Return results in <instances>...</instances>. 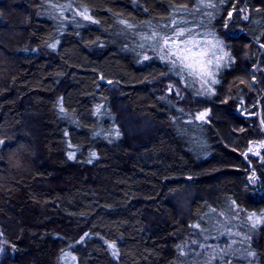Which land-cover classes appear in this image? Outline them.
Listing matches in <instances>:
<instances>
[{
  "label": "trees",
  "instance_id": "1",
  "mask_svg": "<svg viewBox=\"0 0 264 264\" xmlns=\"http://www.w3.org/2000/svg\"><path fill=\"white\" fill-rule=\"evenodd\" d=\"M176 26L228 53L191 111ZM262 120L264 0H0V264H264Z\"/></svg>",
  "mask_w": 264,
  "mask_h": 264
},
{
  "label": "snow or ice",
  "instance_id": "2",
  "mask_svg": "<svg viewBox=\"0 0 264 264\" xmlns=\"http://www.w3.org/2000/svg\"><path fill=\"white\" fill-rule=\"evenodd\" d=\"M201 2H203V0H201ZM206 6L214 7V5L211 3L207 4ZM52 7L71 8V4L64 6L52 5ZM181 7L186 9L187 5H182ZM77 14L82 16L85 20H92V17L88 14V9L86 7H84L83 11H80ZM229 17H231V13H229ZM245 19H247V17H245ZM93 22L95 23L97 21ZM121 23L126 24L127 22L121 21ZM173 24L175 25L176 21H173ZM127 26L129 28L132 27L131 24H128ZM145 39L153 41L152 47L154 50L158 51L160 54V59L170 64V70L173 71L175 75L179 76L181 81L195 78L201 81L204 85L216 84L219 82L216 79V72L213 71V66L216 69H219L221 67V61H223L224 57L228 55V53L223 51V45L221 41L216 40L215 43H212L211 41H205L204 44H202L196 39V35L193 33L192 29L179 26L174 27L173 33L171 35L167 33L161 34L160 32L153 31L151 35L145 37ZM56 43H58V41ZM56 43H53L49 46L55 49ZM141 46L143 47V45ZM217 48L222 53V55L217 56L216 51H214V49ZM144 59L147 60L150 59V57L145 56ZM185 73H187V76H185ZM241 83H243V81H241ZM185 86H188L187 83ZM172 88L173 85H169L170 91ZM177 94L179 95V93ZM61 111H64L62 105ZM97 111H99V108ZM206 115L207 112L201 113L199 118L203 119ZM261 123L264 124V120H262ZM117 135H119L118 132ZM260 146L264 147V141L260 143ZM69 147H72V145L70 144ZM249 152L253 153L254 155H259V152H255L252 148H249ZM91 155L93 157L96 156L94 152ZM244 155L247 156V153ZM74 158L75 153H69V159ZM88 162L91 163V160ZM255 178V172H253L250 180L254 182ZM255 215V213L249 214L248 219L252 220ZM195 227L199 226L196 225ZM253 227H255V222L253 223ZM87 235L88 234L86 233L85 236ZM109 247L113 249V255H117L115 244H109ZM221 252H224V250L221 249ZM252 255H254V253H252ZM70 256V253H65L63 259L67 260ZM71 259L75 260V257L71 256Z\"/></svg>",
  "mask_w": 264,
  "mask_h": 264
},
{
  "label": "rangeland",
  "instance_id": "3",
  "mask_svg": "<svg viewBox=\"0 0 264 264\" xmlns=\"http://www.w3.org/2000/svg\"><path fill=\"white\" fill-rule=\"evenodd\" d=\"M213 69H214V66H213ZM185 76H187V73H185ZM186 83H187L188 86H185ZM169 85H173V88L171 89V91L169 90ZM190 87L194 88L196 91H198L199 93H203V94L208 92V90H209V84L208 85H204V84H202L201 81H199V80H197L195 78L187 79L186 81H181V78H180L178 81H174V82L172 81L171 83H169L166 86V91H167L169 96L174 98L176 103L180 104L181 109H184L186 111L187 110L191 111V109L186 106V105H192L191 101H189L190 97L188 96V93H189L188 89H190ZM177 93H179V95ZM204 112H207V115L203 119H200L199 118L200 114L204 113ZM192 116H193L194 119H196L198 121H205V120L210 118L211 111L209 110V108H203V109L198 110V111H193ZM135 123L134 122L133 123L132 122L131 123L128 122V125L125 128L127 134H135L136 133V129H139V128H136L137 124H136V127H135ZM262 141H264V134H261L259 139L256 140L250 147L255 152H259L258 156H259L260 160L263 159L262 152H261L262 151L261 150L262 147L260 146V143ZM251 154L254 155L253 153H251ZM5 243L6 242H4V240L2 238V235L0 233V257L2 256V254H4ZM229 246L227 247L228 251L225 252V253L234 252V249L232 248L233 246H231V247H229ZM228 261H230V259Z\"/></svg>",
  "mask_w": 264,
  "mask_h": 264
}]
</instances>
